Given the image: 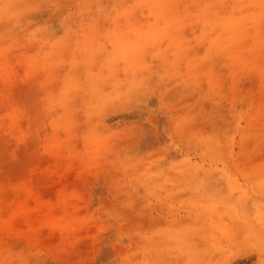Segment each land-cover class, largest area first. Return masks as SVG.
I'll return each mask as SVG.
<instances>
[{"label": "rangeland", "instance_id": "374dc122", "mask_svg": "<svg viewBox=\"0 0 264 264\" xmlns=\"http://www.w3.org/2000/svg\"><path fill=\"white\" fill-rule=\"evenodd\" d=\"M0 264H264V0H0Z\"/></svg>", "mask_w": 264, "mask_h": 264}, {"label": "bare ground", "instance_id": "6f19581e", "mask_svg": "<svg viewBox=\"0 0 264 264\" xmlns=\"http://www.w3.org/2000/svg\"><path fill=\"white\" fill-rule=\"evenodd\" d=\"M218 181H219V179H218Z\"/></svg>", "mask_w": 264, "mask_h": 264}]
</instances>
